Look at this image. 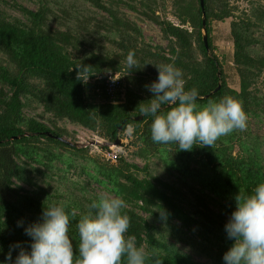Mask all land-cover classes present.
Returning a JSON list of instances; mask_svg holds the SVG:
<instances>
[{"label":"trees","instance_id":"trees-1","mask_svg":"<svg viewBox=\"0 0 264 264\" xmlns=\"http://www.w3.org/2000/svg\"><path fill=\"white\" fill-rule=\"evenodd\" d=\"M234 1L203 0L201 8L199 0H171L168 13L160 0H34L33 10L16 4L20 17L0 5V264H15L20 248L31 251L25 230L42 222L44 208L53 204L68 214V235L78 247L76 224L102 191L125 201L126 235L135 236L147 253L158 251L163 264H225L223 256L235 243L225 230L235 197L264 182L263 129L254 132L247 120L245 131L223 136L212 147L179 151L177 144L152 141L153 118L141 115L139 105L153 98L145 85L157 80L155 66L172 63L183 72L185 90L197 89L198 105L232 96L255 125L264 120L259 92L264 37L256 36L264 26V6L234 17ZM125 10L159 27L166 47L146 42ZM229 19L227 59L215 44L213 26ZM130 50L137 61L132 70L126 64ZM80 64L91 68L87 82L76 79ZM230 64L238 89L228 82ZM110 72L120 74L112 99L96 80ZM35 108L52 118V128L24 114ZM169 108L163 105L162 111ZM55 122L111 144L123 139V150L143 166L122 155L115 163L91 155ZM81 175L87 182L76 188L72 179ZM55 182L60 185H51ZM91 184L97 187L89 190ZM162 223L197 239L209 262H196L177 239L161 235ZM10 251L11 261L6 259ZM147 264H153L151 255Z\"/></svg>","mask_w":264,"mask_h":264},{"label":"clouds","instance_id":"clouds-1","mask_svg":"<svg viewBox=\"0 0 264 264\" xmlns=\"http://www.w3.org/2000/svg\"><path fill=\"white\" fill-rule=\"evenodd\" d=\"M134 51H129L126 64L136 67ZM158 78L145 87L153 94L148 102L139 105L143 116H151V139L156 144H177L179 151H191L194 145L212 147L215 142L234 131H245L248 116L242 103L232 96L218 102L209 100L197 104V89L185 90L181 69L174 64L155 66ZM77 80L87 82L91 69L78 65ZM170 106L162 111V106ZM129 131L132 125L128 126ZM236 209L225 230L234 245L224 254L225 264H264V182L251 192L239 190ZM125 201L117 196L101 194L88 205V212L76 224L79 243L74 249L69 237V216L55 204L44 208L42 222L25 231L32 238L31 251L20 248L15 264H163L138 247L135 236H128L130 217L122 214ZM16 247H19L17 245ZM11 261V251L6 257Z\"/></svg>","mask_w":264,"mask_h":264},{"label":"rangeland","instance_id":"rangeland-1","mask_svg":"<svg viewBox=\"0 0 264 264\" xmlns=\"http://www.w3.org/2000/svg\"><path fill=\"white\" fill-rule=\"evenodd\" d=\"M6 2L5 5L1 4V7L4 8L9 15L12 17H20L18 11H17V5H21L23 7H27L31 10L35 9V4L33 3L34 0H3ZM170 1L171 0H160V4H164L166 6V10L168 13H170ZM17 4V5H16ZM261 5L264 6V0H235L232 4L233 6V15L234 17H237L241 14H243L245 11H247L252 6ZM127 13L129 19L131 21L136 22L138 27L142 30L144 40L153 46H162L166 47V41L163 39V36L160 32L159 27L156 25L151 24L148 21H138L132 12L125 10ZM104 15V14H103ZM105 16V15H104ZM169 20L173 19L171 16H168ZM230 20L225 21L222 24L214 25V40L215 44L218 47L219 51L222 53H226L227 59L230 57V53L232 51V46L230 43L229 38V24ZM256 36L264 37V26L263 28H259L256 32ZM230 68H226V75L228 77V82L231 88L238 89V79L235 76L234 69L232 68V64L229 66ZM264 83V82H263ZM259 92L262 96H264V86H259ZM24 114L29 118H35L38 121L44 123L47 127L52 128V125L50 121L52 118L49 115H45L42 112V109L35 108L33 110L25 109ZM51 119V120H50ZM250 123V127L254 132L260 131V128L264 131V120L261 123L253 122L251 119H248ZM56 126L67 130L68 133L73 135L72 139H67V137L64 136V139L71 141L75 146L79 148H86L89 151V154L91 155H103L106 153V151L110 152V149L115 151L117 155H122L126 160H128L131 163H134L138 165L139 167L143 166V162L140 160L133 158L130 156L125 150H123L122 146L125 143V140L120 138L121 146H114L111 143H108L100 138H98L96 135L92 134L91 132L82 129L80 127H75L72 125L67 124L66 122H55ZM259 125V126H258ZM262 134V132L260 133ZM71 176L69 175V178ZM87 182L86 175H81L80 177L72 179V184L78 188L79 185H84ZM53 186H59L58 183H51ZM97 186L95 184H91L89 186V190L95 189ZM105 194V192H101V194ZM159 224V223H158ZM161 227V235H164L167 239H170L171 241H174L177 239V242H179V247L184 250L185 253L189 254L196 262L199 263H208V259L204 256L205 251H203V247L199 244L197 239H188V236L183 235L180 232H177L165 224L162 223ZM173 231V232H172ZM177 232V233H176ZM176 241V240H175Z\"/></svg>","mask_w":264,"mask_h":264},{"label":"built area","instance_id":"built-area-1","mask_svg":"<svg viewBox=\"0 0 264 264\" xmlns=\"http://www.w3.org/2000/svg\"><path fill=\"white\" fill-rule=\"evenodd\" d=\"M96 80L103 82V88L105 93L112 99L118 90L120 74L119 73H105L96 78ZM117 153L110 149V152L106 151L103 157L110 163H115L117 158Z\"/></svg>","mask_w":264,"mask_h":264},{"label":"water","instance_id":"water-1","mask_svg":"<svg viewBox=\"0 0 264 264\" xmlns=\"http://www.w3.org/2000/svg\"><path fill=\"white\" fill-rule=\"evenodd\" d=\"M199 3H200L201 8H203V0H199ZM203 16H204V14H203ZM202 27H203V41H204L205 47H207V37H206V32H205V20L204 19L202 20ZM218 89H219V87H217L216 90H218ZM137 120H141V117L135 119V121H137ZM48 136H49V134H48ZM59 140L65 144H69V142L65 141L64 139H59ZM113 145L114 146H120L121 141L119 139H117L113 143Z\"/></svg>","mask_w":264,"mask_h":264}]
</instances>
